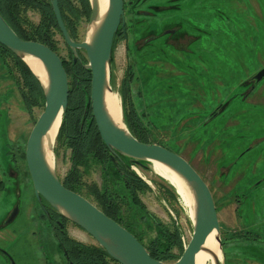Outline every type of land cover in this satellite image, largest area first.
Segmentation results:
<instances>
[{
  "label": "rangeland",
  "instance_id": "obj_1",
  "mask_svg": "<svg viewBox=\"0 0 264 264\" xmlns=\"http://www.w3.org/2000/svg\"><path fill=\"white\" fill-rule=\"evenodd\" d=\"M26 17L38 25L42 14L29 9ZM125 22L128 37L116 43L110 79L123 121L125 111L135 107L154 144L184 157L208 184L219 217L223 263L264 264V81L255 80L264 67V0H125ZM75 29V41L82 43L93 27L82 17ZM54 39L59 56L70 61L62 36L55 33ZM80 55L88 64L85 52ZM20 86L13 57L0 50V223L17 203L21 206L17 220L0 234V264H10L9 255L18 264H57L59 259L68 264L52 227L32 212L35 193L25 149L44 108L29 113ZM9 104L25 108L23 136L17 127L9 130ZM53 154L63 182L72 151L56 140ZM132 169L152 188L141 196L147 210L168 228L176 224L185 248L193 236L191 206L150 163ZM14 177L21 181L12 184ZM101 177L100 167L91 165L83 181L101 185ZM67 233L97 246L70 222Z\"/></svg>",
  "mask_w": 264,
  "mask_h": 264
},
{
  "label": "water",
  "instance_id": "obj_2",
  "mask_svg": "<svg viewBox=\"0 0 264 264\" xmlns=\"http://www.w3.org/2000/svg\"><path fill=\"white\" fill-rule=\"evenodd\" d=\"M89 1L91 5L89 23L93 29L89 40L82 43L72 39L62 17L59 0H50V3L64 41L73 53L74 63L81 61L79 51L86 54L88 64L85 68L92 73L89 101L100 136L114 156L128 158L140 165L142 162H159L186 182L194 203L193 236L185 246L183 255L174 264H195V255L203 249L214 231L219 235L217 240L222 250L220 223L213 194L205 180L184 157L159 144L139 141L131 133L125 120L123 127L114 122L107 109L106 94L108 90H113L110 79L115 37L122 30L127 38L125 0H109L107 12L101 20L98 0ZM0 46L22 60L44 89L45 108L29 135L25 149L27 169L36 198L45 200L58 214L87 233L116 263L166 264L155 260L131 232L108 217L94 203L83 195L67 189L55 172L54 166L49 164L45 138L60 116L63 121L69 106V77L62 58L45 44L20 38L1 15ZM26 57H34L41 61L47 73L46 83L29 67L25 61ZM263 79L264 68L255 77L257 83ZM53 150L54 147L52 152ZM14 216L7 224L13 221ZM64 254L68 263L74 264L66 251Z\"/></svg>",
  "mask_w": 264,
  "mask_h": 264
},
{
  "label": "trees",
  "instance_id": "obj_3",
  "mask_svg": "<svg viewBox=\"0 0 264 264\" xmlns=\"http://www.w3.org/2000/svg\"><path fill=\"white\" fill-rule=\"evenodd\" d=\"M59 6L66 27L72 39L76 40L75 27L79 20L82 17L90 20V1L59 0ZM29 9L42 14L38 25L31 23L26 17ZM0 15L23 40L45 44L58 53L54 36L55 33L60 35L61 33L50 0H0ZM121 35L122 33L118 34V36ZM118 40L119 38L116 37L113 51ZM0 50L13 57L20 72L24 88L21 86L19 88L27 111L30 113L34 107L45 108L44 89L39 80L13 53L2 46ZM70 54L72 58L70 61L63 60L69 77V106L57 137L58 141L64 140L67 148L72 151V167L63 180L64 186L81 195L85 191L87 199H93L108 217L131 232L155 260L175 263L184 252L181 229L176 224L173 228L164 226L147 210L141 196L147 191H152V188L132 169L134 166L146 168L144 166L148 163L142 162L140 165L128 158L116 157L107 148L100 136L89 101L92 73L85 68L86 64L82 58L81 61L74 63L71 51ZM127 91H129L128 88ZM123 104L126 108L128 103L124 95ZM124 120L131 133L139 141L149 144L156 143L135 107L132 106L129 111H125ZM158 144L171 149L164 144ZM91 165L100 167L101 185L87 184L83 181ZM58 216L63 221L69 222L60 214ZM248 238L243 237L241 240H249ZM61 244L64 252H67L74 264H118L98 245L81 243L71 238L67 232H64ZM175 250H178L179 254L174 253Z\"/></svg>",
  "mask_w": 264,
  "mask_h": 264
},
{
  "label": "bare ground",
  "instance_id": "obj_4",
  "mask_svg": "<svg viewBox=\"0 0 264 264\" xmlns=\"http://www.w3.org/2000/svg\"><path fill=\"white\" fill-rule=\"evenodd\" d=\"M99 3V20H101L105 13L107 12L109 6V0H98ZM26 63L33 70V72L44 82H47V73L44 69L43 64L40 60L34 57H26ZM114 90H108L106 94V105L109 114L113 118L114 122L123 127V111L120 97L117 93L113 92ZM62 124V116L58 118L55 125L45 138V148L47 150V158L49 164L54 166V154L52 152V147H54L59 129ZM151 169L153 172L161 178H164L167 182L174 187L178 195L182 198L185 204L191 206V217L194 218V208H193V196L192 193L186 184V182L179 177L175 172L170 170L168 167L163 164L155 161L150 162ZM219 237L218 233L214 231L207 239L203 249L195 255V264H217L223 262V254L221 246L217 240Z\"/></svg>",
  "mask_w": 264,
  "mask_h": 264
},
{
  "label": "flooded vegetation",
  "instance_id": "obj_5",
  "mask_svg": "<svg viewBox=\"0 0 264 264\" xmlns=\"http://www.w3.org/2000/svg\"><path fill=\"white\" fill-rule=\"evenodd\" d=\"M126 28V35L128 34V28H127V26L125 27ZM61 33V32H60ZM120 33H122V35L121 36H116L117 37V39L118 38H123V39H125L126 40V38H125V36H124V33H123V31L122 30H120L119 31V34ZM61 36H62V34H61ZM115 37V38H116ZM128 37V36H127ZM62 38H63V36H62ZM63 40H64V38H63ZM75 41V40H74ZM146 42V41H145ZM64 43H65V41H64ZM79 43V42H78ZM66 44V43H65ZM172 45H173V43H172ZM66 46H67V44H66ZM68 47V46H67ZM68 49L70 50V48L68 47ZM71 51V50H70ZM80 52L81 51H79V54H80ZM72 53V52H71ZM58 54V53H57ZM73 54V53H72ZM59 55V54H58ZM80 57H81V55H80ZM82 58V57H81ZM264 68V67H263ZM262 68V69H263ZM261 69V70H262ZM260 70V71H261ZM262 81H264V79L262 80ZM261 81V82H262ZM260 82V83H261ZM259 84V83H258ZM170 150V149H169ZM4 181V180H3ZM3 181L2 182H0V186H2L3 185ZM9 181H14L12 184H16V181H21L20 179H18V178H11V179H9ZM32 212H35L37 215H38V217H40V219L42 220V221H44L47 225L49 224L50 225V227H52V229H53V232H54V235H55V238H56V240H57V244H58V247H59V249H60V251L62 252V254L63 255H65L64 254V250H63V248H62V237H63V234H64V232H67V222H65V221H63V219L60 217V216H58V213L54 210V209H52L49 205H48V203L45 201V200H38L37 198H36V196H35V204H34V206H33V209H32ZM20 213H21V206H20V203H17L16 205H15V207H14V209L10 212V214H9V216L6 218V220H4L2 223H0V234L4 231V230H6L7 228H8V226L9 225H11L12 223H14L16 220H17V218L19 217V215H20ZM15 215V216H14ZM12 216H14V219H13V221L10 223V224H7V221L12 217ZM182 241H183V243H184V239H183V237H182ZM8 260H9V263L10 264H18L17 262H16V259L15 258H13L11 255H9L8 256ZM66 260H67V258H66ZM59 262H61V260L59 259V261L57 260V264H61V263H59ZM68 262V261H67ZM47 264V263H46ZM69 264V263H68Z\"/></svg>",
  "mask_w": 264,
  "mask_h": 264
},
{
  "label": "crops",
  "instance_id": "obj_6",
  "mask_svg": "<svg viewBox=\"0 0 264 264\" xmlns=\"http://www.w3.org/2000/svg\"><path fill=\"white\" fill-rule=\"evenodd\" d=\"M8 108V120L10 121L9 130L11 131L17 127L19 128L20 132L23 133V136L27 129L26 121L28 119L27 114L25 113V108L22 106H15V104L8 106Z\"/></svg>",
  "mask_w": 264,
  "mask_h": 264
}]
</instances>
